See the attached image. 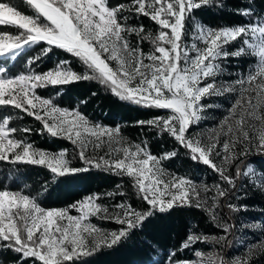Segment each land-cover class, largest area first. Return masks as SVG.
Listing matches in <instances>:
<instances>
[{"label": "snow or ice", "instance_id": "obj_1", "mask_svg": "<svg viewBox=\"0 0 264 264\" xmlns=\"http://www.w3.org/2000/svg\"><path fill=\"white\" fill-rule=\"evenodd\" d=\"M26 3L34 15H26L10 2L0 0V26H12L19 30V34L14 36L0 34V56L15 59L26 47L46 42L49 47L43 50L44 54L53 47L62 49L79 58L87 71L83 75L73 72L68 67L67 60L60 61L55 69L45 73H35L30 69V74L14 77H9L7 69L0 67V106L21 109L36 120L43 121L44 128L54 137H64L73 144L79 142L84 145L87 140L97 148L104 143L111 147V142L120 138L119 126L110 128L99 123L92 124L78 110L70 112L68 109H60L50 99H42L35 92V89L47 85H66L96 79L109 86L121 100L147 108L171 110L167 117L157 116L137 123L167 132L181 147L189 150L194 162H202L219 174L221 181L230 188L215 185L217 195L212 197L213 201L217 198L227 199L237 188V180L242 175H248V172L242 173L238 165L235 175L227 174L223 167L212 160L213 154L221 155L216 150V144L210 142L202 145L200 140L190 135V127L202 118V97L235 91L231 86H217L214 82L201 86L205 78L214 77L219 70V66L212 61L220 57L228 58L230 55L240 57L246 54L248 48H253L258 49L257 54L264 64V13H257L253 6L247 7L238 14L250 18V23L212 28L196 21L193 13L214 4L222 8V0L220 3L216 0H132L131 4H119L115 7L109 5V0H26ZM249 5H252V0H249ZM125 12L137 17H148L160 26L158 35L152 39L154 50L151 53H143L139 43L133 46L127 39L131 33L139 36L143 27L137 29L122 23L129 18L124 15ZM190 19L195 33H198L195 39L201 41L203 47L195 42L188 46L183 41L187 33L186 24ZM257 36L262 42L258 46L250 45L249 38ZM237 40L242 41L243 46L232 53L227 52L225 45ZM39 59L40 56L30 59L28 64H34ZM114 60L119 64L116 69L110 66V62ZM258 76L264 79V68L255 74L250 72L246 78L236 83H251ZM260 88H264V84L258 85V89ZM243 91L229 109V116L235 115L234 110L238 107L250 116L254 115L256 107H261L251 98L245 101ZM41 110L44 115L40 114ZM48 118L52 119L51 124ZM10 119L8 117L0 121V160H8L11 154L13 162L46 165L57 175L87 170L69 167L70 161L65 158L66 150L51 155L40 150L30 151L32 145L9 138L10 133L17 131L8 127ZM227 120L228 117H225L222 123ZM238 123L241 125L237 130L239 135L234 137L233 144H251L258 139L257 151L264 152V134L258 138L250 136L244 127L247 121L242 119ZM81 130L95 140L82 137ZM229 131L233 130L229 128ZM134 149L124 148L123 158L109 155L107 159L101 156L98 160L89 158L81 149L79 157L88 167L104 168L117 175L133 178L140 198L149 207L147 212H138L130 204L121 203L115 205L119 211L111 214L107 208L96 203L98 195L86 197L69 208L43 209L28 195L0 190V250H11L18 254L17 264H28L29 260L32 264H76L81 257H88L103 248H112L129 239L155 212L202 207L199 192L190 179L177 176L164 179L165 170L161 167V161L174 157L176 152L156 157L147 149L146 142L143 146L136 144ZM223 149L224 159L229 164L249 155L245 150L238 155L234 153L230 158L228 153L232 148L227 142L223 144ZM260 190L264 191V183L260 184ZM204 191L209 189L205 186ZM107 195L112 196L113 193ZM214 208L215 204L212 206ZM229 208L233 206L229 204ZM71 209L77 210L80 215H69ZM212 209L206 210L211 212ZM89 216L114 219L121 227L118 231L103 232L87 222ZM212 218L216 219L215 214ZM230 227L231 225H225L224 231H229ZM208 239L207 236L192 234L182 247L187 248L197 240ZM196 255L201 254L197 252ZM174 256V252L169 254V264H190L186 260H174Z\"/></svg>", "mask_w": 264, "mask_h": 264}, {"label": "trees", "instance_id": "obj_2", "mask_svg": "<svg viewBox=\"0 0 264 264\" xmlns=\"http://www.w3.org/2000/svg\"><path fill=\"white\" fill-rule=\"evenodd\" d=\"M10 2L19 11L34 15L33 10L27 5L26 0H4ZM220 3L221 0H216ZM132 0H109V5L115 7L119 4H131ZM223 7L216 4L194 11L196 21L207 24L214 28L231 25L248 24L250 18L239 15L241 10L253 6L257 13H264V0H222ZM129 18L126 22L128 27L139 29L143 32L138 36L131 33L127 36L129 42L143 49L147 54L154 50L152 39L160 30V26L145 16H135L125 12ZM194 24L190 19L186 24L188 34ZM18 35L19 30L12 26H0V34ZM188 36V35H187ZM148 37V39H141ZM243 46L240 40L225 45L232 50ZM46 42H39L23 49L21 53L12 59L9 56H0V67L7 69L8 75L22 73H42L48 69H55L60 61L67 60L68 67L75 73L83 75L87 69L79 58L66 53L62 49L53 47L46 54L43 50L48 48ZM37 56L34 64L28 61ZM231 59V60H229ZM255 55L246 53L240 57H221L220 63L230 65L234 69H244L252 61ZM36 94L47 97L55 105L69 107L84 113L87 117L103 124L119 126L120 131L129 139L138 141L147 149L161 157L166 153L176 152L174 157L161 161L163 166L171 172L187 175L192 178H204L207 181H217L223 188H230L221 181L217 172L202 162H194L189 150L181 147L167 132L153 126H140L138 121H147L161 115L165 110L147 108L130 101L121 100L111 88L100 83L99 80H81L66 85H47L35 89ZM41 115H44L42 110ZM5 117H11L9 127L17 129L11 133L16 139L23 140L35 147L49 150L65 149L66 157L70 161L69 167L84 169L75 174L57 175L46 165H33L23 162H13L11 154L8 160H0V190L12 189L31 196L35 201L45 207H67L87 194L98 195V201L105 204H118L121 202L130 204L138 212H147L149 207L140 198L134 180L127 175L120 176L104 168L88 167L79 157L82 146L78 142L73 144L64 137H54L44 128L43 121L36 120L21 109L12 106H0V121ZM29 129L30 131H23ZM89 158H95L88 153ZM246 161H252L264 175V152H251L243 160L233 161L230 165V175H235L236 166ZM113 193L112 196L107 195ZM229 202H235L233 208L229 204L220 203V217L213 219V212L207 211L202 204L201 208L186 207L175 208L169 212H155L137 229L129 239L122 241L112 248H103L88 257H81L76 264H167L170 253H175L174 260L190 258L196 248L208 247V243L218 246V250L224 247L223 242L208 239L197 240L183 248L182 245L188 240L189 235L201 236L204 233L222 235L225 225H231L238 221L243 213L251 216H260L264 219V191L256 186L247 176L242 175L237 180V188L228 197ZM235 209V210H233ZM73 210V209H72ZM101 223L112 227H121L114 219H101L94 216ZM231 228V227H230ZM235 244V242H234ZM234 244L231 247H234ZM232 249V248H231ZM231 255V254H230ZM18 254L11 250H0V264H17ZM28 264H32L29 260ZM205 264H227L221 254L217 255Z\"/></svg>", "mask_w": 264, "mask_h": 264}, {"label": "rangeland", "instance_id": "obj_3", "mask_svg": "<svg viewBox=\"0 0 264 264\" xmlns=\"http://www.w3.org/2000/svg\"><path fill=\"white\" fill-rule=\"evenodd\" d=\"M199 23L207 27H211L207 24H204L201 22ZM232 26H237V25H231V26H225V27H232ZM196 35H198V33H195L194 26H193V29L188 34L184 35L183 37L184 43L190 46L193 42H195L198 46L203 47L202 42L195 39ZM261 42L262 41L258 36L251 37L249 38V41H248L250 45H257V46ZM239 48H235L232 50L225 48V50L229 53H232L234 51H237ZM142 51L143 53L147 54L143 49ZM257 51L258 49L248 48L246 53L254 54L255 59L244 69H234L230 65L221 64L219 61L221 57L217 58L215 61H212V63L219 66V70L216 72V75L214 77L205 78V80L202 81L201 86H203L204 83L214 82L217 86H224V87L231 86L235 89V91L225 92L222 95H210V96L202 97L200 101V103L204 105V108L200 112V115L202 118L196 124L190 127V135L194 139L200 140L202 145H206L210 142L216 144V150L219 151L221 155L216 156L215 154H213L212 160L219 167H223L226 170L227 174L229 175H230L229 170H230L231 164H229L224 159V149H223L224 143L226 142L229 143L230 147L232 148V151L228 153L230 158L234 153L238 155L240 152L245 151V150H247L249 153L257 151L258 139L254 140V142L251 144L247 142H244V143L236 142L233 144L234 137L239 135V132L237 130L240 128L241 125L238 122L241 121L242 119L247 121V124L244 127H245V130L249 132L250 136L258 138L259 135L264 134V88L258 89V85L264 84V79H261L258 76L257 79L251 83L247 81L243 85L236 83L242 78H246L250 72L255 74L261 68H264V64L261 63V60H260L259 55L257 54ZM145 63H148V61L145 60ZM110 66L113 67V69H116L119 67V64L117 61L114 60L110 62ZM50 70H53V69H48L42 73L48 72ZM20 74L22 73H17V74L8 75V76L14 77ZM244 89H247V91H243ZM242 91H243V98L245 101L251 98L253 99L254 102H258L261 105V107H256L254 109V115L252 116L248 115V113L240 107L234 110L236 113L235 115L229 116V109L232 108V105L235 103L236 99L240 98ZM258 92L260 93V95H258ZM36 95L41 97L42 99H48L47 97H44L38 94ZM34 102H36L37 104L39 103L38 101H34ZM55 106L60 109H68L70 112L73 110H76V109L69 108V107H61L57 105ZM245 106L247 107V105ZM170 111L171 110H165L159 116L167 117L170 114ZM80 113L83 116H85L92 124L99 123L100 125L105 126V127H110V128L117 127L116 125L103 124L101 122L94 121L90 119L89 117H87L84 113L82 112ZM225 117H228V120L227 122L222 123L225 121ZM256 117H262V119H257ZM48 122L51 124L53 121L51 118H48ZM229 128H231L233 131L230 132ZM81 132H82V137H85L88 140H93V141L95 140L94 137H90V134L84 133L82 130ZM9 138H14L11 135V133H10ZM120 138H117V140L112 141L111 147H109L108 143H104L101 147L97 148L94 146L93 143L87 142V140L84 145H81V144L80 145L82 146V149L85 151V153H88L94 157L96 156L98 158L101 156H104L106 159L108 158L109 155H111L112 157L123 158L124 148L127 147V148H131L132 150H135L134 146L136 144H141L143 146L142 143L131 140L128 137H126L121 131H120ZM210 138L212 139L210 140ZM31 150H40L49 155L58 154L62 151H65V149L63 148L58 149V150H49L46 148L35 147V146H32V149H30V151ZM18 151L20 150L18 149ZM151 154L156 157H159L153 153ZM65 158L67 159V157ZM161 167L165 170V176H164L165 180L171 179L172 176L184 177V178L190 179L193 182V184L196 186L197 191L199 192L202 204L209 209H212L213 204H215V208L212 209V212L217 217H220V210H219L220 203H223L224 205L227 203L236 205L235 202H229L228 198L227 199L217 198L215 201H213L212 197L217 195L216 189L214 186L219 185L220 187H222L217 181H207L204 178L197 179V178L189 177L184 174L171 172L168 169H166L162 163H161ZM239 168L241 169L242 173L248 172L247 177L256 186L260 187V184L264 183V175L258 168L255 167L252 161H246L244 163H240ZM205 186L209 189V191L207 192L204 191ZM2 190L19 192L17 190H12V189H2ZM21 194L27 195L24 193H21ZM93 195L94 194H87L83 199L78 200L77 202L82 201L86 197L93 196ZM29 197L32 198L31 196ZM96 203L102 205L104 208H107L108 212L111 214H115L117 211H119L118 209L115 208V205L117 204L110 205V204L100 203L98 200H96ZM121 203H124V202H121ZM121 203H118V204H121ZM124 204H127V203H124ZM40 207L43 209L67 208V207L45 208L41 205ZM69 215L78 216L80 215V212H78L75 209L73 210L71 209L69 212ZM87 222L95 225L97 228L101 229L103 232H113V231H118L120 229V227L115 228L110 225L101 223L98 220H96L94 216H89L87 218ZM201 236H207L211 240H215V241L218 240L219 242H223L224 243L223 249L220 251L218 250L217 245L215 246V244L213 245V244L208 243L209 245L208 247L196 248L193 252V255L190 258H184V259H181V261L186 260V261H189L190 264L191 262H194V264H205V263H208L210 260H212L217 255V253H219L221 254L223 260L227 264H237V262H244V261H246L247 264H264V219L260 216H251L246 213H243L240 216L238 221L231 223V228L227 233L222 234V235H217V234L213 235V234L204 233ZM212 237H215L216 239H212ZM221 237H223V239H221ZM233 244H234V247H231ZM197 252H199L201 255L197 256L196 255ZM167 264H169V262Z\"/></svg>", "mask_w": 264, "mask_h": 264}, {"label": "built area", "instance_id": "obj_4", "mask_svg": "<svg viewBox=\"0 0 264 264\" xmlns=\"http://www.w3.org/2000/svg\"><path fill=\"white\" fill-rule=\"evenodd\" d=\"M7 118V117H6ZM14 137V136H13ZM15 138V137H14Z\"/></svg>", "mask_w": 264, "mask_h": 264}]
</instances>
